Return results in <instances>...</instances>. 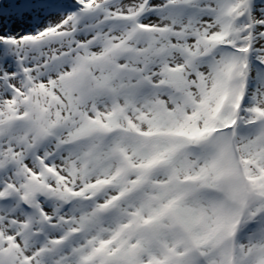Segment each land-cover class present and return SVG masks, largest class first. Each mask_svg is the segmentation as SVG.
Instances as JSON below:
<instances>
[{
  "label": "snow or ice",
  "instance_id": "6c2138e0",
  "mask_svg": "<svg viewBox=\"0 0 264 264\" xmlns=\"http://www.w3.org/2000/svg\"><path fill=\"white\" fill-rule=\"evenodd\" d=\"M0 264H264V0H0Z\"/></svg>",
  "mask_w": 264,
  "mask_h": 264
}]
</instances>
